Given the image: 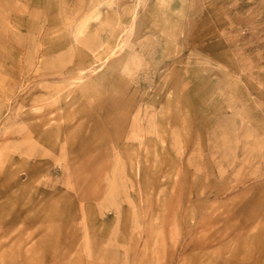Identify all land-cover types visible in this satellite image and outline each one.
Returning a JSON list of instances; mask_svg holds the SVG:
<instances>
[{
	"label": "rangeland",
	"instance_id": "374dc122",
	"mask_svg": "<svg viewBox=\"0 0 264 264\" xmlns=\"http://www.w3.org/2000/svg\"><path fill=\"white\" fill-rule=\"evenodd\" d=\"M0 264H264V0H0Z\"/></svg>",
	"mask_w": 264,
	"mask_h": 264
},
{
	"label": "bare ground",
	"instance_id": "6f19581e",
	"mask_svg": "<svg viewBox=\"0 0 264 264\" xmlns=\"http://www.w3.org/2000/svg\"><path fill=\"white\" fill-rule=\"evenodd\" d=\"M105 44V43H104ZM112 53V52H111ZM61 64V63H60ZM69 65V64H68ZM54 67H58V66H55L53 63H49V64H47V65H45L44 67H43V69H45V70H48V71H50L49 69L50 68H54ZM71 69V68H70ZM52 70V69H51ZM56 71H57V69H56ZM51 72V71H50ZM54 72V71H53ZM92 85V84H91ZM92 87V86H91ZM86 89H88V87H86Z\"/></svg>",
	"mask_w": 264,
	"mask_h": 264
}]
</instances>
